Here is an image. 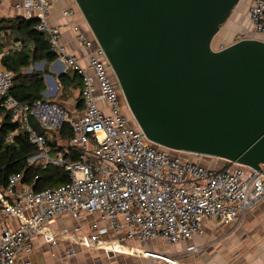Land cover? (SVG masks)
<instances>
[{
  "label": "built area",
  "instance_id": "2783aa9c",
  "mask_svg": "<svg viewBox=\"0 0 264 264\" xmlns=\"http://www.w3.org/2000/svg\"><path fill=\"white\" fill-rule=\"evenodd\" d=\"M16 7L26 18L38 19L36 28L48 35L57 54L54 64L62 66L64 72L71 69L81 75L84 111L75 116L48 98L32 105L20 103L10 93L14 72L2 58L21 51L24 44L14 40L2 48L0 109L11 111L27 130L30 142L47 156L46 137L32 126L31 117L46 130L59 131L69 124L73 132L70 143L81 156L75 161L49 157L70 175V181L61 186L41 191L18 187L22 174L11 176L7 187L0 186V213L21 219L16 228H4L0 234V264H31L26 256L40 234L54 247L62 241L78 242L89 249L105 247L103 236L109 232L121 241L163 239L174 244L203 233L206 218L226 225L239 223L264 200L261 170L229 161L221 168L206 166L150 141L127 113L104 49L93 36L78 31L77 39L90 50L88 65L81 64L62 43V27L50 22V0H19ZM78 12L77 5L63 10L66 16ZM248 16L253 30L264 36V0H253ZM236 36L238 40L250 38L247 30ZM16 133L11 132L8 139L13 141ZM87 214L98 217L89 231L82 224ZM58 217L75 220L77 225L50 228ZM198 250L196 246L189 248ZM74 252L73 247L68 249L69 254ZM145 254L174 262L161 253ZM20 258L22 262H18Z\"/></svg>",
  "mask_w": 264,
  "mask_h": 264
},
{
  "label": "water",
  "instance_id": "95a60500",
  "mask_svg": "<svg viewBox=\"0 0 264 264\" xmlns=\"http://www.w3.org/2000/svg\"><path fill=\"white\" fill-rule=\"evenodd\" d=\"M241 2L75 0L150 141L264 173V38L214 48Z\"/></svg>",
  "mask_w": 264,
  "mask_h": 264
},
{
  "label": "crops",
  "instance_id": "0c3cea01",
  "mask_svg": "<svg viewBox=\"0 0 264 264\" xmlns=\"http://www.w3.org/2000/svg\"><path fill=\"white\" fill-rule=\"evenodd\" d=\"M18 1L0 0V21L18 17L26 18L24 11L16 7ZM50 1V22L62 27V43L70 54L76 56L81 64L87 66L90 50L79 42L77 36L78 31H82L92 37L89 26L81 12H78L75 16L63 14L65 8L76 5L75 0ZM252 3L253 0H242L234 10L231 18L223 28L226 29L225 36L227 38L225 39L231 36L235 37L244 30L248 31L251 38H264L263 35H258L251 27L248 12ZM54 62L50 63L49 73L45 75L46 84L49 77L54 76V74L60 76V73L64 72L61 70L62 66L56 65ZM45 65L46 62H36L33 68L28 69V72L33 69L44 71ZM65 94L66 97L62 96ZM44 95L46 98H51V100H59L70 108L68 110L75 116L83 114L84 107L80 105L78 99L81 96L80 88L65 89L62 87L59 89L58 85L57 90L46 91ZM101 105L103 106L104 103L102 102ZM2 118L3 116L0 113V121ZM131 124L133 125V122ZM38 127L41 128L39 125ZM16 130L15 135L19 133L20 128ZM47 147L49 156L37 146V151L29 160L43 165L51 163L49 157L55 158L56 156L48 142ZM200 157L198 156L197 160L194 161L201 163L198 160ZM219 161L220 159L211 160L210 164L204 163V165L221 168L217 165ZM225 165L226 163L223 166ZM22 180L23 175L18 187H32ZM97 220L96 215L87 214L82 221L85 231H89L90 224ZM20 222V218L0 213V234L4 228L14 229ZM75 225H77L75 220H64L58 217L49 227L56 229L64 226L74 227ZM100 225L103 226L104 224L100 222ZM103 240L106 242L105 247L92 249L85 248L78 242L73 241H62L59 246L54 247L48 245L43 235L40 234L32 241L33 249L26 257L30 259L31 264H264V200L248 211L239 223L226 225L215 219L206 218L203 221V233L195 234L191 239L174 244L163 239H152L146 243L137 239L121 241L112 232L105 234ZM191 246H196L199 250L196 252L189 251ZM70 247L75 250L73 254L68 253ZM146 251L170 256L174 259V262L170 263L158 258H151L145 254ZM18 262H22L21 258L18 259Z\"/></svg>",
  "mask_w": 264,
  "mask_h": 264
},
{
  "label": "trees",
  "instance_id": "16d2710c",
  "mask_svg": "<svg viewBox=\"0 0 264 264\" xmlns=\"http://www.w3.org/2000/svg\"><path fill=\"white\" fill-rule=\"evenodd\" d=\"M37 23L38 19H27L25 17L0 21V52L4 46L14 40L21 41L24 44L21 51L4 56L2 61L8 69L14 72V87L10 93L20 103L29 105L47 99L44 95L47 91L45 75L49 73L48 66L50 63L57 59V54L51 49L48 35L36 28ZM36 62H46L45 70L33 69L28 72V69L33 68ZM58 85L59 89L62 87L65 89L80 88L81 96L78 99L80 105L84 107L82 97L83 81L78 72L71 69L67 70L58 76ZM62 96L66 97L65 95ZM53 101L62 104L59 100ZM62 105L64 106V104ZM0 113L3 116L0 121L1 188L7 187L10 177L15 174H22V181L29 186L31 185L36 191L68 183L70 175L63 166L53 163L43 165L29 160L37 151V146L30 142L27 130L21 128L20 121L14 120L11 111L0 109ZM33 119L32 117L30 119L32 126L39 134L46 137L56 157L62 156L67 161H75L80 158L81 151L70 144L73 132L69 124H66L59 131L46 130L39 128ZM17 128H20L19 133L15 135L13 141H10L8 139L9 134ZM177 153L184 159H188L182 153Z\"/></svg>",
  "mask_w": 264,
  "mask_h": 264
},
{
  "label": "rangeland",
  "instance_id": "374dc122",
  "mask_svg": "<svg viewBox=\"0 0 264 264\" xmlns=\"http://www.w3.org/2000/svg\"><path fill=\"white\" fill-rule=\"evenodd\" d=\"M225 33H226V29H223V31H221L218 35H217V37H216V39H215V42H214V48L215 49H220V48H222V46H225V45H227V44H230V43H232L233 41H237L238 40V37L237 36H235V37H233V36H231L230 38L228 37V39H225V38H227L226 36H225ZM235 39H237V40H235ZM48 68H49V66H48ZM35 69H36V67H35ZM53 77V79L52 78H48V80H47V84H48V90H47V92H49L50 90H57L58 89V76L56 75V74H54V76H52ZM65 96H66V94H65ZM48 99H51V98H48ZM125 103V102H124ZM65 106V108L68 110V109H70V108H68L66 105H64ZM186 158H188V159H192V160H197V158H198V156H193V155H187V154H183ZM198 160H200V162L201 163H208V164H210V162H211V160H216V159H211V158H205V157H200V159H198ZM217 160H219V159H217ZM226 162L224 161V160H220L219 161V163L217 164L219 167H223V165L225 164ZM207 164V165H208Z\"/></svg>",
  "mask_w": 264,
  "mask_h": 264
}]
</instances>
